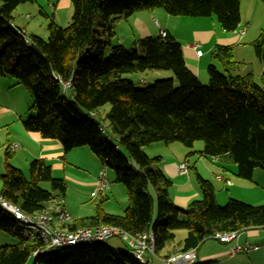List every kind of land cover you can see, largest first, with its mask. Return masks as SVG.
<instances>
[{
    "label": "trees",
    "instance_id": "obj_1",
    "mask_svg": "<svg viewBox=\"0 0 264 264\" xmlns=\"http://www.w3.org/2000/svg\"><path fill=\"white\" fill-rule=\"evenodd\" d=\"M28 2L36 0H0V77H14L31 95L33 112L24 128L59 140L65 152L88 146L103 166L114 170L129 196L122 214L98 206L95 215L76 221L71 229L106 224L133 236L152 231L155 255L163 263L177 253L197 250L217 233L239 236L264 228V205L228 197L220 206L213 183L196 168L202 198L179 208L171 198L172 181L160 167L162 157L151 158L145 150L156 142L179 141L193 147L201 140V156L227 157L240 178L251 180L256 169L264 170V26L253 42L263 66L258 79L253 71L240 72L231 46L218 44L212 49L222 70L210 64L208 82L203 84L188 67L182 43L168 31L138 40L135 50L116 41V22L158 8L170 15H214L223 30L234 32L241 22V0H71V22L62 26L50 16L47 38L28 34L14 23L15 10ZM148 70H171L175 78L138 88L126 76ZM107 104L110 111L98 119ZM10 149L6 147L5 171L0 174L1 197L27 214L55 199L65 200L67 183L54 176L51 164L34 159L27 179L9 161ZM42 181L50 182L51 189L42 187ZM182 229L187 235L174 246L176 231ZM0 230L19 238L18 244L0 246V264H26L30 258L33 264H153L155 257L143 263L128 247L116 248L108 241L34 255L40 243L25 238L1 205ZM170 246L176 247L174 255L167 250Z\"/></svg>",
    "mask_w": 264,
    "mask_h": 264
},
{
    "label": "rangeland",
    "instance_id": "obj_2",
    "mask_svg": "<svg viewBox=\"0 0 264 264\" xmlns=\"http://www.w3.org/2000/svg\"><path fill=\"white\" fill-rule=\"evenodd\" d=\"M49 1L51 0H38L35 3L28 2L21 4L14 12L16 22L22 25L24 22L28 23L29 24L28 29L30 32H34L37 35L47 38L48 36L47 27L50 22V16L53 15L52 10L48 6ZM242 7H243V11H242L243 22L246 23L251 19V22L253 23V28H255V32H259L258 34H260L264 26V1L242 0ZM69 10L70 11L68 12L67 18L63 17L60 21L62 26H67L71 22L73 7ZM42 11H46L44 12L46 14H44ZM154 11H156L154 12V14H149L152 13V11H146V12L141 11L140 13H148L146 14L148 15V17H143L140 15L139 16L143 18L144 21L147 22L148 26L152 28V32L155 35L160 33L159 26H162L163 28L170 30L175 37H177L181 42H183L184 46L194 43L202 44L201 48L205 53V57L202 60V65L205 66L206 64L205 72L207 74H208L207 68L210 64H216L219 67V69L222 70V65L219 63V61L214 60L212 56V48L209 51L207 50V47L209 46L215 47L216 45H218V43L231 44L235 42V45H233V50H232L233 56L239 59L242 58L247 59L246 64H242V67L245 66L251 68L250 66L251 58L256 59L253 45L247 44L248 42L246 41L248 40L249 37L247 36L244 40L239 41L240 37H237L236 39V37L233 36L231 32H227L221 28V25L217 17L214 15L209 17H191V16H182V15H170L162 8H158ZM145 18L147 19L145 20ZM132 19L133 18H131V20L130 19L120 20L115 23V30L118 37V40L116 41L122 43L125 46V48H127L128 50L139 49L137 45V41L147 37V35H145L146 31L142 29L138 24H136V21H133ZM251 70L252 69H249L248 71ZM126 76L131 78L135 82V85L138 88H145L149 85L154 84L155 81L159 79L175 78L174 73L171 70H148L142 73L128 74ZM176 83L178 85L177 80ZM0 105L5 106L7 110H12V111L16 110L14 111L16 114L15 119L16 120L19 119V121L21 122L27 120L33 112L32 111L33 101L30 93L23 85L17 84V80L12 76L0 77ZM110 109H111V104H107L104 107H102L99 110L98 119L100 120L104 119L106 117V114L110 111ZM19 114L20 115L22 114V116H20ZM21 117L23 119H21ZM4 120H5V116L0 117V174L5 171V159H6L5 151H6V143L8 140L7 129L5 125L2 124ZM9 126H11V124ZM10 131L15 133V129ZM203 147H204V142L201 140L196 141L193 147H187L182 142L175 141L168 144H166L165 142H156L149 146H146L145 150L149 151V154H151L150 155L151 158L158 156L162 157L161 162H163L164 160L163 167L167 170V172H169L168 173L169 175L171 174L170 178L167 176L170 179V181H172V186L170 190L172 191L173 194H176L177 191H180L182 189L179 186L184 182H186L184 184L193 182L194 186L199 188L196 179L195 168L204 177L205 176L208 177L207 174H209V172L207 169L209 168H207V165L208 164L214 165L213 163L215 162V160H213L211 156H201L199 154V150H202ZM16 149L13 148V151H15ZM176 156L177 157L179 156L178 160L182 159V161L186 160L188 157L191 158V162H189V166H192V168H190L189 174L182 176V174H180L179 171L177 173L174 172V170L172 169V165L175 163L174 159L177 158ZM92 159L98 160L99 163V158L91 152V149L88 146H83L69 151L65 158V161L64 160L63 161L65 162V166L68 171H71V173H77L82 175L85 173L86 170L91 171L92 168L94 167L93 165L95 164H94V160ZM9 161L11 162V164L17 163L18 166H20L22 172H24L25 177L27 179H30V166L33 160L31 162L26 161L24 155H22V153H18L12 155V158ZM99 166L101 170L104 168L102 164H100ZM58 168L59 167L56 166L54 176L56 178H63L67 183V192H66L64 207H66L67 212L73 218H75L76 221H80L81 219H85L87 217H91L95 215L97 213L98 206H101V208L104 211L110 213L113 212L116 214H122L124 212V209L126 208L125 206L129 202V196L125 184L117 181L114 170H112L111 168L107 170V175L110 181V185L115 186L114 189L108 188L104 191L94 193L93 190H91L90 186L83 184L79 179L68 175L66 173V170H63V168H59V169ZM210 178L208 180H210L214 184L215 180L213 179V177ZM41 186L48 190L51 189V184L48 181H42ZM1 187H2V182L0 179V189ZM183 188H190V187L189 185H187L184 186ZM149 191L154 196L155 213L157 215V196L154 190L152 189V187L149 188ZM223 193L224 194L222 195L224 196V198L221 199V197L219 196L220 201L218 200L219 201L218 204L220 206H224L228 200V195L226 190ZM217 194L218 191L216 192V195ZM239 200L241 199L239 198ZM242 201L250 204L253 203L251 202V200L242 199ZM253 205H264V203H259V204L254 203ZM253 232L254 230L243 231L241 233L242 239L245 236H248L249 233L252 234ZM186 235H187V230L182 229L176 231V239L173 244L175 246L176 245L178 246L179 243L182 242V240L186 237ZM18 243H19L18 237L12 235L9 232L0 230V246L15 245ZM221 243L222 242H220L215 238L207 239L198 248L199 250L197 249L199 251L200 258H202V255L206 253L208 254L218 253V247L220 248L221 246L222 247L224 246ZM244 243L245 242L241 244ZM108 244L116 248L127 249L128 247V244L119 238L110 239L108 241ZM262 247L264 246L261 245V248ZM248 255L249 252L245 251L239 255L240 258L239 260H236L235 258L234 260L225 261V263H219V264H230V263H235L236 261H244L243 258L246 257L247 259ZM156 256L157 255H155V259H158ZM207 260H211L214 262L216 260L218 261L219 259L218 258L214 259L212 257L211 259H207ZM195 261L194 263L191 264H195ZM211 261L210 262L200 261V262L203 264H207V263L210 264ZM26 264H33V258H30Z\"/></svg>",
    "mask_w": 264,
    "mask_h": 264
},
{
    "label": "crops",
    "instance_id": "obj_3",
    "mask_svg": "<svg viewBox=\"0 0 264 264\" xmlns=\"http://www.w3.org/2000/svg\"><path fill=\"white\" fill-rule=\"evenodd\" d=\"M37 1L38 0H36V2ZM48 6L52 10L53 15L55 16L57 22H59L60 24H61V22H60L61 19L63 17L67 18L68 12L70 11L69 9L72 8L71 0H51L48 2ZM242 11H243V7H242V0H241V22L239 24V28L236 31L231 32V34L233 36H235L236 39H237V37L242 38V39L239 38V41L244 40L248 36L249 38H248V40H246L248 42L247 44L253 45V42L257 39L259 32H255V28H253V23L251 22V19L246 22L247 24L245 22H243V12ZM42 12L44 13L46 11H42ZM140 12L135 13L131 17V18H133L132 20L136 21V24H138L142 29H144L146 31L145 35L155 36V34H153V32H152V28H150L148 26L147 22L144 21L143 18L140 17V16L148 17V15H146L148 13H140ZM143 12H146V11H143ZM154 12H156V11H152V13H149V14H154ZM44 14H46V13H44ZM131 18H130V20H131ZM149 18H150V16H149ZM146 19L147 18H145V20ZM14 23L17 26L23 28L26 31V33L35 34L34 32L29 31V29H28L29 24L28 23L24 22L22 25V24H18V22H16V20L14 21ZM159 27H160V33L159 34H161V32H166V31L173 34L170 30L165 29L162 26H159ZM243 30L245 31L244 34L241 33ZM159 34H157V35H159ZM232 39H233V37H232ZM181 43L183 45L184 56H185L188 67L199 77L200 81L203 84L207 83L208 74L205 72L206 64H205V66L202 65V60L205 57V53L201 48L202 44L194 43V44H199L200 45L199 49L203 51V55L198 56L196 53V50L192 46L194 44H189L187 46H184L183 42H181ZM218 44L233 47V45H235V42L231 43V44H220V43H218ZM211 48L213 49L214 47L209 46V47H207V50L209 51ZM234 59L241 63V66H240V72L241 73H247V72H249L248 71L249 69H252L251 71L254 72L257 79L261 77V74L263 72V66H262L261 62L259 61V59L257 58V56H256V59L251 58V60H250L251 68L245 67V66L242 67V64H246V61H247L246 58L239 59V58L234 57ZM14 111H16V110H14ZM14 111L7 110L5 108V106L0 105V117L5 116V120H4V122H2V124L5 125V127L7 129V133H8V140L6 143V147L7 146L11 147L10 150L13 152V155L18 154V153H22V155H24V158L26 159V161H29V162H31L34 159H44L48 164L52 165L54 174H55L56 166L59 168H63V170H66V173L68 175L75 177V178L79 179L83 184L90 186L91 190H93V192L95 193L96 180H97V177L99 176V172L101 170L100 166H99L100 164H102L101 161L99 160V163H98V160L92 159V160H94L95 165H93L94 167L92 168L91 171H88V170L85 171L84 174H86V175L71 173V171H68L66 169V166H65L64 161H65V158H66L68 152L64 151L62 143L59 140L45 139V138L41 137L40 134H38V133L27 131L24 128V124H23L24 122L19 121V119H17V120L15 119L16 114ZM6 115H7V117H6ZM20 116H22V114ZM21 119H23V118L21 117ZM12 123H13V125H12ZM10 124H11V126H9ZM14 129H15V133L10 131V130H14ZM16 145H18V147L15 151H13V148ZM146 152L149 156L151 155V154H149L148 150H146ZM178 158H179V156L176 159H174L175 163L172 165V169L174 170L175 173H177L179 171L178 167H179L180 163L186 161L187 159L189 160V162H191V158H187L184 161H182V159L178 160ZM213 160H215V162L213 163L214 165H210V164L207 165V168H209V169H207L209 172V174H207V175L209 178L213 177V179L215 180V183L213 185L215 187L216 192L218 191V194L216 195L217 201L218 200L220 201L219 196L221 197V199L224 198V196L222 194H224L223 192L226 190L228 197H236L238 199L240 198L241 200L242 199L251 200V202H253L252 204L264 203V171L262 169H256L254 171L253 178L251 180H247V179H243V178H240L239 176H237L236 164H234L227 157H224V156L223 157H217V158H213ZM163 162H164V160H163ZM163 162L160 163V167L164 171V173L170 178L171 174L169 175L168 174L169 172H167V170L163 167ZM13 165H16V167L20 168V166H18L17 163H13ZM190 165H191V163H190ZM180 174H182V173L180 172ZM183 175H186V174H182V176ZM218 175H222L223 179L219 180L217 178ZM208 177L205 176L204 178L209 179ZM226 180L231 181V184L228 185L226 183ZM186 181H188V180H186ZM184 183H186V182H184ZM184 183H182V184H184ZM182 184L179 186L180 188H182L180 191H177L176 194H173L172 191L170 190V194H171V198H172V200L176 206H178L181 209H186L191 201H193L195 199H200L202 197L201 196L202 192L199 190L198 187L194 186L193 182H190V183L184 184V185H182ZM190 184H193V185H190ZM187 185H189L190 188H183L184 186H187ZM114 187L115 186L110 185L109 189H112V188L114 189ZM121 189H122V187H121ZM222 190H224V191H222ZM127 206H128V204H126L125 207H127ZM65 210H66V207H65ZM111 213H113V212H111ZM251 230H254V232L252 234L249 233L248 236H245L243 239H242L241 233H240L236 240H234L230 243H221L224 246L223 247L221 246L220 248L218 247V253H214V254L206 253V254L202 255V258H200L199 251H198L199 249H198L197 250L198 252L196 251L197 252V259H196L195 263H201L200 261H207V262L209 261L210 262L211 260H207V259H211L212 257L214 259L218 258L219 260L218 261L216 260L214 262L211 261L210 264L225 263V261H231V260H234L235 258H236V260H239L240 259L239 255L242 252L237 253V254H232L230 252L231 247H233L235 244L245 245L246 243H249L250 245H253V246H260V249L249 251V255L247 256V259H246V257L243 258L244 261H236L235 263H230V264H238V263H241V264H264V247L261 248V245L264 246V228L251 229ZM243 242H245V243L241 244ZM174 246H170L167 249L168 251L169 250L171 251V255H174L177 252L174 249V248H176ZM156 257L159 260L160 259L161 260L159 261L158 259H155V257H154L153 264H156V263L157 264H163L162 258L160 256H156Z\"/></svg>",
    "mask_w": 264,
    "mask_h": 264
},
{
    "label": "built area",
    "instance_id": "obj_4",
    "mask_svg": "<svg viewBox=\"0 0 264 264\" xmlns=\"http://www.w3.org/2000/svg\"><path fill=\"white\" fill-rule=\"evenodd\" d=\"M241 33L244 34L245 31L243 30ZM165 34L166 32H162L163 36ZM192 46L198 56L203 55V51L199 49V44ZM17 147L18 145L14 148L16 149ZM178 169L182 174H189V162L186 160L180 163ZM107 170L105 166L100 170L96 180L95 193L104 191L110 187ZM217 178L222 180L223 176L218 175ZM226 183L229 185L231 181L226 180ZM64 204V199H55L47 203L41 210L27 214L20 207L0 196V205L18 222V225L22 228L24 237L30 241L40 243L34 255L57 248L76 246L94 241L107 242L114 238L125 241L131 254L143 263L150 262L152 256L155 255V239L152 231L133 236L120 227L106 224L96 227L71 229L70 227L73 226L76 220L65 210ZM213 238L222 243H230L238 238V233H217ZM258 249H260L259 246H253L249 243L245 245L236 244L231 248V253L237 254ZM196 259L197 252L194 249L186 253L174 255L169 259H163V264H191Z\"/></svg>",
    "mask_w": 264,
    "mask_h": 264
}]
</instances>
